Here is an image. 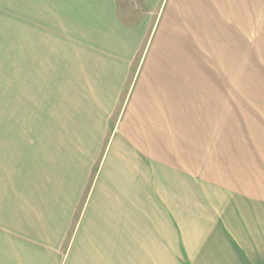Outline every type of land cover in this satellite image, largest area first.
<instances>
[{"label":"rangeland","instance_id":"obj_1","mask_svg":"<svg viewBox=\"0 0 264 264\" xmlns=\"http://www.w3.org/2000/svg\"><path fill=\"white\" fill-rule=\"evenodd\" d=\"M259 103L264 0H0V264L55 234L58 214L66 245L87 205L194 264L195 198L235 185L211 136L243 155Z\"/></svg>","mask_w":264,"mask_h":264},{"label":"crops","instance_id":"obj_2","mask_svg":"<svg viewBox=\"0 0 264 264\" xmlns=\"http://www.w3.org/2000/svg\"><path fill=\"white\" fill-rule=\"evenodd\" d=\"M260 99L263 101L262 98ZM259 104L260 111L264 113V103ZM197 105H199L198 100ZM226 106L223 110L228 111V116H231L226 126H230V121L232 125L235 120L234 104L228 101ZM214 109L218 111V106L215 105ZM254 115L258 118L259 131L257 135L252 134L253 127H251L249 139L247 134H242L243 155L238 151L240 156H237L236 152L230 150L231 144L235 141L234 137L220 135L218 140H213L211 136L214 147L212 151H216L218 155L223 153V156L228 155L229 159L235 160L231 163L233 166H230L231 170L229 167L228 172L229 175L234 176L235 185L232 183L225 185L219 180H213L211 202L197 201L199 197L194 199L198 205L194 218L198 222L194 224L195 230L191 231L194 230L197 239L200 240L196 247L194 264L197 262L199 264H264V187L254 183L258 175L264 174V115L257 112ZM224 123L225 120L219 123L218 128L225 126ZM237 157L243 159V162L236 163ZM235 168L238 171L239 168L242 169V187L237 186L238 172ZM260 177L264 182V176ZM218 197L224 200H219ZM89 207L87 205L83 211L75 230L68 234L66 245H63L65 236L60 230L61 228L70 230L71 216L58 214V217H55V234L52 233L51 237L46 234V237H41L42 239L37 235L36 238L40 239L42 244L36 247L24 249L6 246L3 251V264H171L173 260L176 264H182L181 258L173 257L171 248L160 246L158 250L156 249L154 245L156 232L153 228L147 229L146 226L141 225L137 230H133L132 236H127L125 239L123 228L121 229L118 221L119 233L117 230L109 231L108 225L101 224L104 221L102 218L107 215L106 212L99 210L98 213V207L94 208L92 205ZM155 207L156 205L153 204L151 208H147L148 213L141 217L147 216L153 221ZM102 212L104 214H101ZM184 220L189 223L187 216ZM188 249L185 248L184 251L190 259L192 251ZM180 250L179 253H175L179 254V257L180 252L183 253L182 248ZM157 253H161L159 258L156 256Z\"/></svg>","mask_w":264,"mask_h":264}]
</instances>
